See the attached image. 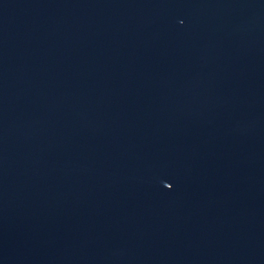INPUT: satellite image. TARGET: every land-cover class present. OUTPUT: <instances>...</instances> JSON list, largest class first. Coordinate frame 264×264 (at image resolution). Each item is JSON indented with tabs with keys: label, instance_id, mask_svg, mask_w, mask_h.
I'll list each match as a JSON object with an SVG mask.
<instances>
[{
	"label": "water",
	"instance_id": "obj_1",
	"mask_svg": "<svg viewBox=\"0 0 264 264\" xmlns=\"http://www.w3.org/2000/svg\"><path fill=\"white\" fill-rule=\"evenodd\" d=\"M0 264H264V0H0Z\"/></svg>",
	"mask_w": 264,
	"mask_h": 264
}]
</instances>
